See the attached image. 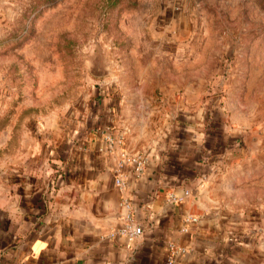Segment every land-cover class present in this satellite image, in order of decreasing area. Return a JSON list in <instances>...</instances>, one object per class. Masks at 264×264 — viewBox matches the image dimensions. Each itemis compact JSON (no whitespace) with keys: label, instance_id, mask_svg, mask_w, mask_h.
<instances>
[{"label":"rangeland","instance_id":"1","mask_svg":"<svg viewBox=\"0 0 264 264\" xmlns=\"http://www.w3.org/2000/svg\"><path fill=\"white\" fill-rule=\"evenodd\" d=\"M118 84L179 87L189 107L161 112L178 133L203 117L240 155L237 198L264 209V0H0V161L78 144Z\"/></svg>","mask_w":264,"mask_h":264},{"label":"crops","instance_id":"2","mask_svg":"<svg viewBox=\"0 0 264 264\" xmlns=\"http://www.w3.org/2000/svg\"><path fill=\"white\" fill-rule=\"evenodd\" d=\"M107 89L117 103L78 144L0 161V264H264V209L236 196L240 155L206 139L203 117L178 133L161 112L189 107L179 87H158L159 100L138 84ZM139 152L136 174L122 154ZM125 198L142 229L131 242L119 233Z\"/></svg>","mask_w":264,"mask_h":264},{"label":"built area","instance_id":"3","mask_svg":"<svg viewBox=\"0 0 264 264\" xmlns=\"http://www.w3.org/2000/svg\"><path fill=\"white\" fill-rule=\"evenodd\" d=\"M146 155L144 153H135L132 155L123 153L122 154V161H127L132 164L133 170L135 171L136 174H140L145 166L146 163ZM115 185L119 188L122 189L125 186V181L123 176H116L114 179ZM187 192L185 191L182 195L186 194ZM181 195L174 196L173 199L175 201H179L181 199ZM129 201L127 198L123 200V206L127 210V213L124 215V224L123 226L119 229V233L124 235L127 241L131 242L133 241L136 237H138L142 233V229L139 225L135 224L132 221L131 214L129 212Z\"/></svg>","mask_w":264,"mask_h":264}]
</instances>
